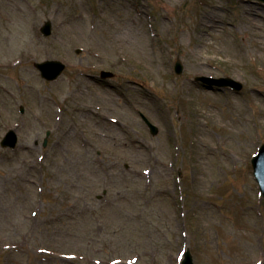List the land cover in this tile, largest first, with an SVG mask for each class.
<instances>
[{
    "label": "rangeland",
    "instance_id": "obj_1",
    "mask_svg": "<svg viewBox=\"0 0 264 264\" xmlns=\"http://www.w3.org/2000/svg\"><path fill=\"white\" fill-rule=\"evenodd\" d=\"M48 59L67 63L55 80ZM10 128L0 264L264 263V2L0 0V141Z\"/></svg>",
    "mask_w": 264,
    "mask_h": 264
},
{
    "label": "water",
    "instance_id": "obj_2",
    "mask_svg": "<svg viewBox=\"0 0 264 264\" xmlns=\"http://www.w3.org/2000/svg\"><path fill=\"white\" fill-rule=\"evenodd\" d=\"M264 1V0H262ZM42 31L45 35H50L52 32V22L49 20L42 27ZM37 67L41 70L42 75L47 79L57 78L65 69L66 65L59 60H46L41 63H37ZM176 71L181 73L183 71V65L180 60L176 62ZM103 77L113 76L112 72L103 71ZM197 80L203 81L208 87L219 86L221 89L224 87L232 86L235 90L241 91L243 84L230 77L212 78L207 76L197 77ZM23 109V108H22ZM143 119L149 126L153 135L158 134L159 128L153 124L145 115H142ZM18 136L14 130H10L2 141L3 146L15 147L17 145ZM254 175L259 183L261 193L264 196V144L260 147L257 155L254 156L253 160ZM186 257L183 264H195L192 253L190 250L186 252Z\"/></svg>",
    "mask_w": 264,
    "mask_h": 264
}]
</instances>
